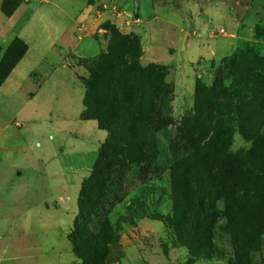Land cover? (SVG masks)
Listing matches in <instances>:
<instances>
[{
  "label": "rangeland",
  "instance_id": "obj_1",
  "mask_svg": "<svg viewBox=\"0 0 264 264\" xmlns=\"http://www.w3.org/2000/svg\"><path fill=\"white\" fill-rule=\"evenodd\" d=\"M3 1L0 59L14 38L27 49L0 86V124L9 119L17 103L10 83L23 84L29 95L63 63L58 81L68 89L73 87L67 104L77 106L81 76L88 74V60L99 52L75 56L72 47L65 45L69 39L63 31L99 43L102 51L111 33L103 24L109 22L121 33L136 35L142 66L165 67V80L173 87V122L164 132L166 146L182 118L195 111L197 80L209 88L215 71L224 67L229 97L222 121L215 126L226 130L229 148L236 144L233 152L242 158L243 172L229 191L227 204L231 205L226 207L223 197L216 202L212 253L194 254L178 240L168 220L174 212L172 197L186 199L190 177L186 162L174 165L168 156L167 168L159 176L143 184L135 174L129 177L126 195L107 214L117 238L108 246L103 264H264V0H151L157 12L144 22L127 0H22L9 16L1 9ZM54 37L57 41L53 42ZM226 59L231 63H223ZM60 103L54 100L53 107L57 109ZM37 184L34 198L45 190L43 180ZM8 216V211H1L0 219ZM72 228L66 231L70 250ZM46 231L35 223L0 226V264H29L38 255L32 264H61L53 250L40 245L49 237L43 235ZM74 255L65 264H81Z\"/></svg>",
  "mask_w": 264,
  "mask_h": 264
},
{
  "label": "trees",
  "instance_id": "obj_2",
  "mask_svg": "<svg viewBox=\"0 0 264 264\" xmlns=\"http://www.w3.org/2000/svg\"><path fill=\"white\" fill-rule=\"evenodd\" d=\"M21 2L4 0L1 9L9 16ZM103 26L110 30V39L105 50L88 60V75L81 76L85 89L81 117L96 119L108 136L81 184L70 232L72 250L81 264H103L108 246L117 238L107 214L126 195L129 177L135 174L143 184L159 176L169 156L174 165L186 162L190 177L186 199L172 197L174 212L168 220L182 245L194 254L210 255L216 202L223 197L225 206L231 205L227 204L229 191L243 172L240 155L229 152L226 130L215 126L222 121L229 97L224 67L215 71L209 88L197 80L195 111L182 118L166 146L164 132L173 122V87L165 80V67L142 66L136 35L121 33L109 22ZM26 49L19 38L6 48L0 59V85ZM226 61L231 63V59Z\"/></svg>",
  "mask_w": 264,
  "mask_h": 264
},
{
  "label": "crops",
  "instance_id": "obj_3",
  "mask_svg": "<svg viewBox=\"0 0 264 264\" xmlns=\"http://www.w3.org/2000/svg\"><path fill=\"white\" fill-rule=\"evenodd\" d=\"M127 2L134 6L141 22L149 21L157 12L158 6H152L151 0ZM63 34L69 39L65 45L72 47L75 56L95 55L102 49L89 38L76 39L69 31ZM52 40L57 41V37ZM64 64L49 72L29 95L21 87L23 84L10 83L17 103L9 119L0 124V155L3 157L0 160V213L6 210L9 214L0 219V226L20 223L28 227L35 223L47 230L43 235L49 237L40 245L43 250H53L54 259L61 264L75 258L67 246L66 231L73 227L78 213L82 181L92 170L100 146L108 136L96 119L81 117L85 89L80 81L77 106L70 108L67 104L73 87L68 89L61 85L57 77ZM57 99L61 103L55 109L53 101ZM41 180L45 183L44 193L34 198L32 194L38 193L37 182ZM27 195L32 198H26Z\"/></svg>",
  "mask_w": 264,
  "mask_h": 264
},
{
  "label": "clouds",
  "instance_id": "obj_4",
  "mask_svg": "<svg viewBox=\"0 0 264 264\" xmlns=\"http://www.w3.org/2000/svg\"><path fill=\"white\" fill-rule=\"evenodd\" d=\"M239 137V133H238V131L236 132V133H234V136H233V139H234V141L237 139ZM242 139V138H241ZM236 144H233L232 146H230V148H229V152L231 153V152H233V151H235L236 150ZM247 147H250V145H247Z\"/></svg>",
  "mask_w": 264,
  "mask_h": 264
}]
</instances>
